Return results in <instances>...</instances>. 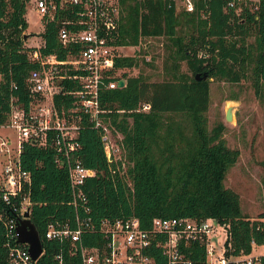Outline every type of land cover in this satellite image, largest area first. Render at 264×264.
Listing matches in <instances>:
<instances>
[{
  "label": "trees",
  "instance_id": "16d2710c",
  "mask_svg": "<svg viewBox=\"0 0 264 264\" xmlns=\"http://www.w3.org/2000/svg\"><path fill=\"white\" fill-rule=\"evenodd\" d=\"M191 1L192 9L186 10L177 7L176 0H117L112 41L129 45L143 37H165L163 76L151 79L141 70L128 73L139 62L152 64L143 56H114V67L125 69L121 72L124 84L98 90L99 104L108 109L104 115L122 134V172L108 170L98 131L90 126L86 115L80 117L76 154L82 165L95 170L82 184L87 214L92 220L133 215L144 228L154 216H213L228 222L231 252L246 253L252 243H264V208L249 217L240 208L239 194L225 185L226 172L237 160L239 150L226 144L222 122L208 126L206 111L211 78L237 82L247 77L254 94L263 100L264 0H259L254 10L242 5L238 12L228 7L226 0ZM25 11L26 0H0V123L6 120L10 96L27 107L26 76L37 66L28 59L31 48L24 44ZM74 18L69 6L56 9L52 19L40 18L41 54L53 53L60 59L66 56L68 48L59 42L57 30L62 21ZM203 72L204 78L195 77ZM59 83L61 91L78 87L75 79L61 78ZM52 100L60 112L71 106L73 96L57 92ZM141 102L149 103V108L133 110ZM54 153L49 145L29 142H23L19 152L20 166L30 176L29 219L42 246L32 264H57L54 254L60 248L66 264L77 259L68 256L66 241L60 244L44 236L49 222L67 220L73 227L75 214H85L80 205L68 202L67 172L56 164ZM81 236L85 244L99 239L98 233ZM3 240L0 222V264H8ZM148 253L155 264H164L157 247H150ZM259 264H264V254L259 256Z\"/></svg>",
  "mask_w": 264,
  "mask_h": 264
},
{
  "label": "built area",
  "instance_id": "2783aa9c",
  "mask_svg": "<svg viewBox=\"0 0 264 264\" xmlns=\"http://www.w3.org/2000/svg\"><path fill=\"white\" fill-rule=\"evenodd\" d=\"M181 1L186 10L192 9L191 0ZM258 2L226 0V5L238 12L242 5L254 10ZM26 3L32 5L40 18L52 19L56 9L67 6L75 18L62 21L57 30L59 42L68 48L64 58H57L53 53L41 54L39 47L43 40L40 45H28L31 49L27 50V57L37 66L26 76L27 107H23L16 96H10L6 120L0 123V129L10 128L14 132V138H10L0 131V222L8 264H32L36 259L31 258L26 243L16 240L15 226L23 218V212L26 209L29 212L30 176L19 163L23 142L54 148V161L67 172L71 192L68 202L80 205L85 213L75 214L73 227L67 220H55L49 222L44 231L47 239H55L60 244L67 242L68 256L77 258L73 264H155L153 255L148 253L150 247L160 250L164 264H259V256L264 252H252L255 245L252 243L249 252L232 253L228 222L213 216H154L145 228L133 215L91 219L82 184L95 170L82 165L76 154L81 116L86 115L87 122L98 131L108 170L122 172L125 166L122 134L109 122L104 115L108 109L98 101V90L102 87H119V78L124 84L121 72L125 69L113 65L114 56L126 55L119 52L124 45L112 41L117 0H26ZM129 45L136 47L138 43ZM144 59L149 57L144 56ZM61 78L75 79L78 87L61 91ZM57 92L73 96L71 106L60 112L56 111L52 100ZM148 108L149 103L141 102L133 110ZM96 233L99 236L96 243L83 242L82 234ZM54 258L57 264H66L61 248Z\"/></svg>",
  "mask_w": 264,
  "mask_h": 264
},
{
  "label": "rangeland",
  "instance_id": "374dc122",
  "mask_svg": "<svg viewBox=\"0 0 264 264\" xmlns=\"http://www.w3.org/2000/svg\"><path fill=\"white\" fill-rule=\"evenodd\" d=\"M177 7L183 6L181 0H176ZM25 19L27 26L23 32H29L24 38L26 46L40 45L42 39L38 34L42 27L40 15L30 3H26ZM251 40V37H248ZM165 42L163 36L143 37L138 45H124L119 52L136 56H148L151 65L139 62L138 66L128 69V73L141 70L149 74L151 79H159L162 74V61L165 57ZM181 69L185 70L184 63ZM231 106L232 117L224 119V110ZM208 126L220 121L224 124L222 137L230 147H237L239 156L228 168L224 183L239 194L240 208L249 217H255L264 208V95L263 100L253 92L249 78L237 82L212 79L209 81V104L206 111ZM0 131L14 138V132L9 128ZM1 157V156H0ZM264 250V243L258 244L252 252Z\"/></svg>",
  "mask_w": 264,
  "mask_h": 264
},
{
  "label": "water",
  "instance_id": "95a60500",
  "mask_svg": "<svg viewBox=\"0 0 264 264\" xmlns=\"http://www.w3.org/2000/svg\"><path fill=\"white\" fill-rule=\"evenodd\" d=\"M29 35V32L23 33V39L26 38V36ZM196 78L205 77V73L203 72L200 76L196 73ZM123 84V79L119 78L117 80V85L121 86ZM232 117V110L231 106L227 105L224 110V119L230 120ZM16 240L18 242H23L27 244V250L31 256L32 259H35L38 257V255L41 253L42 246H41V240L39 237V233L33 224V222L29 219V212L26 209L23 212V218H21L16 226Z\"/></svg>",
  "mask_w": 264,
  "mask_h": 264
},
{
  "label": "crops",
  "instance_id": "0c3cea01",
  "mask_svg": "<svg viewBox=\"0 0 264 264\" xmlns=\"http://www.w3.org/2000/svg\"><path fill=\"white\" fill-rule=\"evenodd\" d=\"M41 29H42V27L40 28V30H41ZM40 30H39V31H40ZM40 38H41V37H40ZM257 245H258V244H255V245L253 246V248H255ZM253 248H252V250H253ZM258 252H262V253H263L264 250H262V251H258Z\"/></svg>",
  "mask_w": 264,
  "mask_h": 264
}]
</instances>
